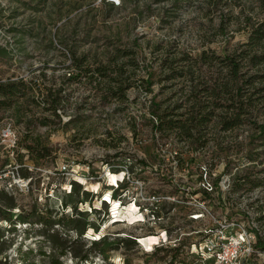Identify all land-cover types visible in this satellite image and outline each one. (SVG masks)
<instances>
[{
	"label": "rangeland",
	"instance_id": "obj_1",
	"mask_svg": "<svg viewBox=\"0 0 264 264\" xmlns=\"http://www.w3.org/2000/svg\"><path fill=\"white\" fill-rule=\"evenodd\" d=\"M262 19L264 0H0L19 88L0 92V264H214L215 233L264 239V84L229 86L226 63Z\"/></svg>",
	"mask_w": 264,
	"mask_h": 264
},
{
	"label": "trees",
	"instance_id": "obj_2",
	"mask_svg": "<svg viewBox=\"0 0 264 264\" xmlns=\"http://www.w3.org/2000/svg\"><path fill=\"white\" fill-rule=\"evenodd\" d=\"M226 61L227 66L229 67V79L227 81L229 86L236 84V79L241 76L243 77L244 85L256 84L259 79L260 81L262 80L261 83L264 84V19L258 21L257 25L253 26L250 31L247 32L246 41L240 44L238 50H234L233 53L227 55ZM17 90H19V88L16 82L0 84V92H2L5 96L8 94H14ZM248 98H246V100L244 99V102L248 103ZM227 125L231 126V124ZM155 126L159 128V125ZM261 128L263 130L264 126H261ZM6 165L7 161L4 162L1 168L5 169ZM206 172L208 175V171L201 168L197 169L196 172L189 170L188 176H190L189 178L192 181L193 176L196 175V183L202 184L204 182ZM190 187L192 186L190 185ZM196 190L197 189L193 191L190 190V193L194 194L196 193ZM204 192L208 193L205 189ZM83 193L86 194L87 192L84 190ZM65 205H67V203H65ZM70 221H73V218H71ZM86 229L88 228L85 227L82 231L85 232ZM256 248L264 250V239L260 235H258L257 242L255 243V250Z\"/></svg>",
	"mask_w": 264,
	"mask_h": 264
},
{
	"label": "built area",
	"instance_id": "obj_3",
	"mask_svg": "<svg viewBox=\"0 0 264 264\" xmlns=\"http://www.w3.org/2000/svg\"><path fill=\"white\" fill-rule=\"evenodd\" d=\"M202 183L211 184L207 180ZM206 187V186H205ZM200 213L193 215L194 219H200ZM199 216V217H198ZM223 226V222H220ZM256 234L247 230H243L237 237L226 236L221 232L215 233L213 237H208L204 243H201L200 250L208 258L213 260L214 264H245V260L253 252H255Z\"/></svg>",
	"mask_w": 264,
	"mask_h": 264
},
{
	"label": "bare ground",
	"instance_id": "obj_4",
	"mask_svg": "<svg viewBox=\"0 0 264 264\" xmlns=\"http://www.w3.org/2000/svg\"><path fill=\"white\" fill-rule=\"evenodd\" d=\"M162 236V235H161ZM165 237V236H164ZM161 238V237H160ZM145 240H148L149 241V248L148 249H152L154 248L155 244L158 243V240H159V236L158 235H149L147 236L146 238H144ZM143 240V239H141Z\"/></svg>",
	"mask_w": 264,
	"mask_h": 264
}]
</instances>
